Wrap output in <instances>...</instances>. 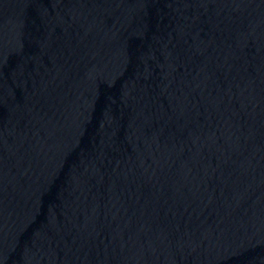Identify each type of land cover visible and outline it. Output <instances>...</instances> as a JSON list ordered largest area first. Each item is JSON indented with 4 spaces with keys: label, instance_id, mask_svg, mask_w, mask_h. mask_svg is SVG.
Returning <instances> with one entry per match:
<instances>
[{
    "label": "water",
    "instance_id": "95a60500",
    "mask_svg": "<svg viewBox=\"0 0 264 264\" xmlns=\"http://www.w3.org/2000/svg\"><path fill=\"white\" fill-rule=\"evenodd\" d=\"M0 264H264V0H0Z\"/></svg>",
    "mask_w": 264,
    "mask_h": 264
}]
</instances>
